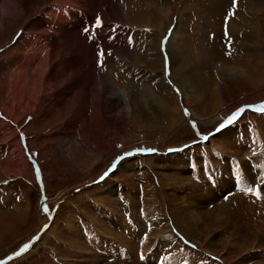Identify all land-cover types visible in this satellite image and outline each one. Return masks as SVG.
I'll use <instances>...</instances> for the list:
<instances>
[{
    "label": "rangeland",
    "instance_id": "obj_1",
    "mask_svg": "<svg viewBox=\"0 0 264 264\" xmlns=\"http://www.w3.org/2000/svg\"><path fill=\"white\" fill-rule=\"evenodd\" d=\"M50 1L42 2L33 14L45 10L44 5ZM104 1L100 3V8L114 3L124 14L119 12L120 20L113 21L102 17L104 10L101 9L102 13L96 11L94 14L99 13L102 24L97 25L93 15L77 30L76 38L86 48L81 54L82 67L96 71L106 83L116 85L117 81L123 84L139 105L135 110L132 106L126 108V99L122 96L123 100L119 103L111 101L115 105L108 109L109 112L106 111L105 119L102 116L98 119L95 117L96 105L87 96L86 104L80 105L81 111L77 109L79 117L72 118L70 133L62 140L38 136L39 124L35 119L36 110L42 107L40 103L35 111L27 114L28 106L21 99L12 101L6 105L12 118L6 117L0 110V264H156L151 260L144 261V257L157 258L162 264H185L183 258L203 260L198 264H264V213L256 214L243 202L232 206L230 203L237 198L235 196L221 201L214 194L212 199L204 202L189 203L197 189L202 195L210 191H220V196L231 192L236 175L231 174L227 178L222 175L216 188L208 190L204 189L208 184L196 183L194 181L197 180L190 178V165L187 167L192 162L191 166L197 170L203 160L209 169L219 167L213 174H223L221 171L228 161V154L242 161V151L249 152L250 149L242 147L241 143H232L235 134L230 128L232 125L236 127L238 137L239 129L245 132V141H249L251 130L255 138L264 141V112L245 107L264 103V83L255 88L249 85L250 78L242 72L244 68H249L247 73L254 75V66L260 67L258 60L262 57L264 61V6L259 7L257 0H236L235 8L233 0ZM252 4L259 8L252 7ZM202 5L204 8H197ZM157 11H160L159 16L161 13V22H158ZM249 11L257 13L252 17ZM240 15L252 17L243 29L246 35L248 26L253 30L254 36L247 40L234 31L232 35L229 32V20L238 17L239 21ZM225 16L228 17L227 25ZM40 18L50 20L47 13H40ZM15 32L11 41L0 47V71L5 70L3 65L9 69L6 62L1 63V57L15 43L18 30ZM174 32L184 39L182 52L171 48L174 50L172 53L167 47ZM189 44L197 52L195 59L186 56ZM154 46H157L156 51L152 49ZM254 46L256 51L250 50ZM101 50L104 52L103 67L98 57ZM108 50H122L125 54L117 61L107 53ZM156 55L162 61L160 71L156 67L158 63L154 62L158 61L154 60ZM30 56L39 58L35 47L31 49ZM256 57L258 60L254 59ZM60 59L63 57L57 58L56 62L59 63ZM221 59L240 61L238 66H230L237 73L235 76L226 75L223 69L228 67L221 64ZM173 64L187 67L191 80L185 89L189 94L182 92L173 82ZM161 74L167 82L163 78V83L170 85V91L177 98L182 117L179 125L170 131L164 130L157 105L164 97L156 79ZM200 85H205V88L197 90ZM212 86L217 89L220 99L231 105V111L221 119L206 122L201 109L211 110ZM184 93L193 98L191 103L196 113L200 112L198 115L191 111ZM194 93L199 94L194 97ZM85 94L88 95L89 91ZM237 101L245 102L234 107ZM71 102L72 96L67 97L68 106ZM240 108L245 110L226 128H229L227 135L221 132L226 129L215 134L219 125ZM61 110V106L49 108V120L43 122L40 119L47 111L40 112L39 122L49 126L46 137H51L55 128L61 126L62 116L56 114ZM71 112L64 120L69 118L70 121L71 114H74ZM109 115L116 117L114 122ZM82 134L88 135L90 142L83 143V148L77 150L73 157L72 144L85 141ZM39 140L43 142L35 146ZM213 148L220 149L224 154V162L214 160L210 151ZM254 150V157L263 153ZM181 155L188 161L183 160ZM24 158L28 166L22 162ZM247 166L249 174L241 179L238 177L239 182H248L255 176L251 163ZM258 172L264 179L262 171ZM169 194L176 195L193 207L199 205L202 209H212L214 206L218 212L222 210L223 218L216 221L209 213L196 214L203 236L198 235L196 240L199 242L195 244L193 239L183 234L181 225L177 223L175 209L168 201L172 196ZM45 206L48 211H44ZM105 238L125 249H115V254L120 257L100 256L103 240L108 241ZM78 242L85 246L84 249Z\"/></svg>",
    "mask_w": 264,
    "mask_h": 264
},
{
    "label": "bare ground",
    "instance_id": "obj_2",
    "mask_svg": "<svg viewBox=\"0 0 264 264\" xmlns=\"http://www.w3.org/2000/svg\"><path fill=\"white\" fill-rule=\"evenodd\" d=\"M103 1L104 0H52L48 4L44 5L45 10L40 11V13L48 14L50 20L47 21L45 19L40 18V13L38 14L36 13L37 15L33 14V12H35L38 9V7L42 4V2L44 4L45 2H47V0H0V47L4 46L6 43L8 44V42L11 41V38L14 37L13 36L14 32L18 30V36L15 37L16 40L14 41L15 43L13 45H10V47L7 48V50H5L4 54L1 57V63L3 61L6 62L9 68V69H6L5 67L6 65H3L5 70L2 69L0 71V110L6 115V117L8 116L12 118L10 114L11 111L6 107V105H8L9 103H11L12 101L18 98L21 99L28 106L27 114H31L33 110L35 111L37 106L40 103L42 107L41 109L36 110L37 119H35V122L37 121V123L39 124V126L37 127V131L39 133L38 136L43 137V138L62 140L64 137H66L67 133H70L68 131H69L70 124L72 123V118L74 117L73 119H75L79 117L77 115V109L81 111L80 105L86 104L87 96H89V98L91 99L92 104L96 105L95 106L96 108L95 117H97L98 119L101 118L100 116H102L105 119L104 114H106V111L109 112L111 110L110 108H112L115 105L111 101L115 100L116 102L119 103L121 102V100H123L121 99L122 96L124 99H126L125 107L128 108L129 106L130 107L132 106L135 110L136 106L139 105L138 100L135 97L131 96L130 91L127 90L126 86H123V84L117 81H115L116 85L110 82L106 83L103 81L99 73H96V71L94 70L84 69V67H82L83 66L82 64L84 62H83V57H82L83 55L81 56V54L84 53L86 48L84 45H82L81 40H78L76 38L75 33H78L77 30L83 26L85 21H88L89 19H91L93 15H95L94 12L98 11L102 13L101 9L104 10V13H102V17L108 18L109 20H113V21H116L117 18L120 20V17L118 16H121V14H124L120 11L119 6L114 3L112 4L107 3L106 8L105 6L104 8H100V3L102 4ZM256 2L260 4L258 5L259 7L264 6L263 5L264 0H260V2L259 0H257ZM194 6L196 8V5ZM258 6L256 4H252V7H258ZM202 7L204 8V5L200 7L197 6L198 9ZM251 9L252 8H250V10ZM127 10H128V7L125 10V14H127L126 13ZM256 11L253 12V14L249 11L252 17L255 13H257ZM158 12L160 11L156 12V16L158 18V22H161L162 16H161V13L159 16ZM240 16L241 17L239 18V21L237 20L238 17L229 20L228 22L229 32L232 35L234 31L236 32V34L240 35V38L249 39L251 38V36H254V34L252 33L253 30L251 29V27L248 26L249 30L246 35V32L243 31V29H244V26L246 27L245 25L246 22H249V19L252 20V17L248 18L247 16H244V17L242 15ZM162 24L164 25V23ZM184 45H185L184 39L181 36L179 37L176 36V33L174 32L173 35H171V37L168 40L167 47H170L169 50L172 48L177 51L181 50L182 52V47ZM257 45L258 44H256V46ZM34 47H35V50L38 51V57H39L37 58L38 60L33 59V57L30 58L31 49ZM21 48L23 49L22 52H21ZM242 48L240 50L243 51ZM152 49L156 51L157 46H154ZM188 49H187L188 54L186 56L192 59H195L194 57L197 52L193 51V48L190 44L188 46ZM252 49L256 51L255 46L250 48V50ZM112 50L110 51V55L112 56V58H114L117 61L120 60V57L124 56L125 54L124 52H122V50H116V51H112ZM170 51L173 53L174 50H170ZM39 53L41 56H39ZM59 57L60 58L63 57V59H60L58 63L56 62L57 61L56 59ZM159 57H160L159 55H156V57H154V60L157 59L158 61H154V62L158 63L157 64L158 66L156 67H158V70L160 71L162 68V61ZM257 58L258 57L254 59H257ZM221 60H222L221 64L224 65L225 67H228L226 69H223L224 71L226 70L225 71L226 75L228 77L235 76L237 73H235L234 72L235 70H233L234 68L232 67L230 68V66H234V67L238 66V64H241L240 61H233L230 59H221ZM258 61L260 64L258 63L257 64L260 65V67L257 68V66H254L256 67L253 70L255 73L254 75L247 73V71L250 70L249 68H244L242 70V72L247 74V76L250 78L248 82L249 85H253L255 88L256 87L258 88L259 86L263 85L262 83H264V75H263L264 61L262 57ZM18 63H20L21 65L17 66ZM184 66H178V65L173 64L172 79L175 84H178V88H180L182 92H187L185 88H188L191 77L188 76V70L186 69L187 67L185 68ZM163 78L165 79V83H167L166 78L164 77V74L163 75L161 74L158 78H156L158 80L159 86L162 88V91L164 93V97H163L164 99L160 98V101H158L157 105L160 108L159 111H161L162 120L164 121V127H165L164 130L170 131L171 129L173 130L176 125H179V123L182 121V117L179 114L180 112L179 106L176 103L177 98L174 96L173 92L170 91V88H171L170 85L168 84L165 85L163 83L162 81ZM197 87H198L197 90H200V88L202 89L205 88V85H200ZM192 88L191 89L189 88L190 91L193 90ZM117 89L121 90L123 94H120ZM216 90L217 89L214 86H212L211 91L213 95L212 96L213 101L211 102L212 107L210 108L211 109L210 112L207 108L201 109L203 116H204V120L206 122L213 121L217 118L221 119L227 112L231 111L229 110L230 109L229 107L231 105L226 104V101L224 103L221 100L222 98L220 99L219 97L220 95L219 96L217 95ZM87 91H89L88 95L85 94V92ZM193 91L195 92V90ZM187 94L189 93L187 92ZM196 94H199V93H194V95L192 96L195 97ZM4 95H5V98H3ZM183 95L186 98V101L188 102V104H190L191 111L193 112V114L198 115L200 112L196 113L197 110L193 108L192 103H191L193 98L190 97V95L188 97L185 93ZM69 96H72V102L68 106L67 97ZM164 101L168 103L169 105L166 104ZM240 102L244 103L245 101H237L236 103L234 102V107L240 104ZM52 105L61 106L62 110L59 112H56V114H59L60 116H62L61 120L63 121L62 123L58 122L61 124V126L59 128H55V130L52 132L51 137H54V138H51L50 136L46 137L47 136V133H45L46 128H49V126L40 123V122L49 120L47 119V117H50V113H48V109L53 107ZM45 110L47 112L45 113V115L41 117L40 122H39L40 112L45 111ZM71 110L74 112V114H71L70 121H69V118L68 119L65 118L64 120V117H66L69 114L68 112L69 111L71 112ZM116 114H120V113H116ZM109 116L113 118V122H114L115 121L114 118L116 117H114L113 115H109ZM193 117L198 119V117H195V116ZM13 119L16 120V118H13ZM8 120H11V119H8ZM73 121H76V120H73ZM74 126L75 125H73V127ZM226 128L227 127H225L224 129ZM228 130L229 128L221 132L226 134L229 132ZM166 132L168 131H165V133ZM218 132L219 131L216 130L215 134ZM60 135H62V137H58ZM82 137H84L85 141H78L76 143L77 145H74L75 143L72 144L73 150H74L72 151L73 157L75 154H77V150H80L83 148V145H82L83 143L90 142V137L88 135L82 134ZM36 142L37 143L35 144V146L37 145L39 146L43 142V140H39ZM22 143H23V140H22ZM17 147L19 148L18 145ZM42 148L45 149L43 146ZM20 150L22 152V149ZM40 152H43V151H40ZM242 152H240L242 153L241 159L244 162L241 161L240 166L242 167L243 173L245 175H248L249 166H247V160H244V156H246L248 152L247 151H242ZM40 158H38L39 161L41 160ZM181 158L184 160L182 155H181ZM252 161L254 165L257 164L261 166L262 169L260 171H262V174L264 175V168H263L264 159L254 158V160ZM22 162H24L28 166V162L26 161L25 158L22 159ZM227 164H228V161H226L225 164L223 165L221 173L227 174V170H228L227 166L229 165ZM42 166H43V163H42ZM219 174H216L217 179L221 178V176L223 175L222 174L221 176H219ZM259 174L260 172L257 173V176ZM238 177L239 179H241L242 175H236V179H238ZM210 188L211 187H209V185H206L204 187V189H208V190ZM197 190L194 191L193 193V196H194V199H192L193 201L191 200V202L189 203L193 204V203L204 202L205 200L212 199L213 195L217 194L214 191L213 192L210 191V193H204V195H202L198 193ZM171 195H170L171 199H168V201L170 200V202H172V206L175 209L173 212L175 213V218H178L177 223L181 225L183 234L186 237H188V239H191V240L193 239V241H195V244L196 242H199L198 240H196L197 236L198 235L203 236V234L201 233L200 227L198 226L196 222L199 219V218L197 219L198 214L209 213V215L213 218V220H216V221L222 220L223 218L222 210L218 212L217 210L214 209V206L212 209H207L206 207H205L206 209L205 208L202 209V206H199V205L198 207L197 206L193 207L189 205V203L187 204V202L177 197L176 195L174 194H171ZM114 239H117V238L115 237ZM193 241H191V243ZM78 244L83 247L82 243L78 242Z\"/></svg>",
    "mask_w": 264,
    "mask_h": 264
},
{
    "label": "snow or ice",
    "instance_id": "obj_3",
    "mask_svg": "<svg viewBox=\"0 0 264 264\" xmlns=\"http://www.w3.org/2000/svg\"><path fill=\"white\" fill-rule=\"evenodd\" d=\"M236 6V0H233V8H235ZM234 13H230L229 15H232ZM227 19L228 17L225 18V24L227 25ZM97 24H99V20H97L96 22ZM225 35L227 36V28H225ZM231 47V41H229V48ZM110 54V53H109ZM230 54V53H229ZM103 56H104V52L101 50L99 53H98V57H99V60H100V66L103 67ZM245 107H251V106H245ZM245 108H240V109H237L234 113H232L231 116H229L223 123H221L219 125V128L217 129V131H220L222 129H224L225 127H227L228 125H231L233 124L237 118L244 112ZM258 111H262L264 112V107H259L257 109ZM185 114L187 115V112H185ZM195 127V125H193ZM205 139H207V137H205ZM107 175V173H105V176ZM104 177H101V179H103ZM252 189H249V191H251ZM44 211H48L47 207L45 206L44 208ZM25 247H27V245H25ZM17 255H19V253H17ZM166 259V257H165Z\"/></svg>",
    "mask_w": 264,
    "mask_h": 264
},
{
    "label": "crops",
    "instance_id": "obj_4",
    "mask_svg": "<svg viewBox=\"0 0 264 264\" xmlns=\"http://www.w3.org/2000/svg\"><path fill=\"white\" fill-rule=\"evenodd\" d=\"M228 126H230V125H228ZM227 126V127H228ZM225 153V152H224ZM228 155H230V154H228ZM184 158V157H183ZM184 160H186L185 158H184ZM187 161V160H186ZM250 181V180H249ZM237 182H238V180H237ZM233 187H234V185H233ZM87 213H89V211L87 212ZM92 215H94V214H92ZM99 225H100V223H99ZM101 225H103V224H101ZM97 226V225H96ZM103 226H105V225H103Z\"/></svg>",
    "mask_w": 264,
    "mask_h": 264
}]
</instances>
